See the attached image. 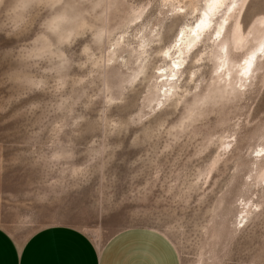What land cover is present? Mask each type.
Masks as SVG:
<instances>
[{"label": "clouds", "instance_id": "clouds-1", "mask_svg": "<svg viewBox=\"0 0 264 264\" xmlns=\"http://www.w3.org/2000/svg\"><path fill=\"white\" fill-rule=\"evenodd\" d=\"M94 264H264V0H0V233Z\"/></svg>", "mask_w": 264, "mask_h": 264}, {"label": "crops", "instance_id": "crops-1", "mask_svg": "<svg viewBox=\"0 0 264 264\" xmlns=\"http://www.w3.org/2000/svg\"><path fill=\"white\" fill-rule=\"evenodd\" d=\"M0 264H17L15 249L2 233ZM20 264H94V256L74 231L60 228L36 236L24 249Z\"/></svg>", "mask_w": 264, "mask_h": 264}]
</instances>
